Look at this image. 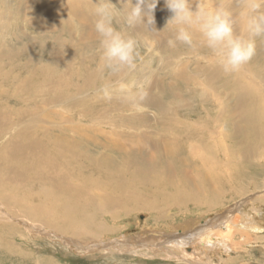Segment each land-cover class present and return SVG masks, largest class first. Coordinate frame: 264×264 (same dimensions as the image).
<instances>
[{"label": "bare ground", "instance_id": "bare-ground-1", "mask_svg": "<svg viewBox=\"0 0 264 264\" xmlns=\"http://www.w3.org/2000/svg\"><path fill=\"white\" fill-rule=\"evenodd\" d=\"M24 3L27 15L21 18L19 25L15 24L9 29L8 38L0 40V220L5 222L0 223V233L4 236H13L16 233L13 229L16 227L10 225L9 221L13 220L23 222L33 230L57 234L60 238H63V234L48 228H55L73 240L83 237V244L79 245L80 242H77L78 245H73L68 242L70 246L85 248L84 252L96 251L93 248L106 249V246L110 247L115 240L109 241L111 243H105L104 240V243L100 244L98 242L101 239L98 241L94 237L107 232L108 221L116 222L135 210L150 211V218L154 220L164 219L163 209L185 210L192 205L205 209L216 207L219 210L226 204L219 203L224 199L220 196L224 187L230 186L234 179L241 178L242 182L248 178L249 173L253 175L264 169V92L253 76L264 72V40L259 43L255 41L257 52L250 62L255 70L251 69L248 63L235 74H225L227 81L231 77L229 82L234 85L237 99L234 107L241 119L233 125L235 140L232 138L230 144L225 143L227 141L224 142L223 139L226 131L221 132V140H215L211 129L200 125L199 120L176 121L175 117H179L176 113V99H180L181 108L182 102L194 95L186 97L187 93L176 92L171 85L165 86V90L168 96L175 94L172 103L176 109L171 111V104L164 106L163 102L157 103L158 99L152 100V105L156 106L158 121L147 124L149 126L134 125L126 134L117 130L101 131L100 128H104L102 126L96 131H83L79 127H72V130L67 131L62 125L54 129L43 119L53 118L50 115L55 116L57 113H50L46 108L47 111H43L41 120L38 111L32 109L31 103H34L33 100L37 99L35 97L38 95L48 96L57 88L64 92V88L73 85L71 82L74 77L81 80L92 75L75 71L73 63L79 56H89L92 61L99 56L97 51H91L95 48L100 50L96 41L99 35L95 31V22L98 19L95 14L97 3L96 0H24ZM88 10H91L90 13H87ZM237 20L242 22L246 32L242 37H257L249 33L248 17L245 13H240ZM76 21L78 26L74 24ZM23 25L28 26L30 30L21 31ZM80 27L81 31L77 33L76 29ZM201 47L203 46L199 45L197 49ZM205 48L211 50L206 45ZM179 67L180 69L171 74L184 80L186 77L181 78L185 75L181 68L186 66ZM196 70L211 72L207 73L209 78H212V75L217 78L224 76L223 73L215 74L223 70L221 65L216 63L208 66L198 65ZM190 77L195 82L193 88H197L195 85L200 86L195 92L198 103L203 104L204 108L213 101L222 104V100L217 96L213 97L209 87L206 88L205 81ZM190 88L191 85L187 90ZM20 95L26 96L24 104ZM20 103L22 105L19 107ZM35 116L39 122H28ZM164 116L173 119H164ZM211 116L207 115L203 121L211 123ZM226 148L232 151L229 155L240 157L245 167L243 170L237 171L235 164L227 166L211 162L209 154H220L221 150ZM250 166L252 170L249 171ZM227 171L229 176L225 173ZM234 172L236 177H233ZM248 186H241L236 191L234 188L228 195L231 198L242 196L243 200H240L241 205L237 203L235 209H229L235 213L224 229H218L215 235L207 232L206 226L211 227L219 220L212 218L197 232L193 228L195 224L200 223L198 219L181 227L180 234L175 232L177 229L165 233L166 241L178 235L185 236L189 230H195L199 233L198 241L201 237L204 244L206 241L203 240L215 236L210 241L217 243L211 246L218 245L219 248H227L229 252L239 250L236 236L259 235L264 224V211L262 214L257 210L262 218H259L260 221L256 218V222L250 216L254 215V212L248 213L251 209L244 211L246 205L252 207L251 205L259 202L261 206V202H264V195L245 198L256 190L252 188L253 191L245 194L250 189ZM226 208L222 207L220 210L224 212ZM225 213L223 218L226 219L230 214ZM14 215L31 218L34 222H39L41 227L28 220L22 221ZM158 241L160 239L157 238L152 241V250L156 247L164 249ZM123 243L127 242L120 241V248L125 246L128 249ZM134 244L137 246V243ZM133 247L130 246L129 250ZM181 247L170 248L171 252L165 257L175 260L173 256H177L187 260L177 254L185 250ZM7 255L11 256L9 253L3 256Z\"/></svg>", "mask_w": 264, "mask_h": 264}, {"label": "rangeland", "instance_id": "rangeland-1", "mask_svg": "<svg viewBox=\"0 0 264 264\" xmlns=\"http://www.w3.org/2000/svg\"><path fill=\"white\" fill-rule=\"evenodd\" d=\"M162 1L164 3H162ZM162 1H159L160 4L157 5L159 6V10H155L154 27L156 30H149L146 26H140L137 28L128 27L124 23V11L119 12V22L115 20L113 21V27L118 31H121L126 37H130L133 33L131 37L135 38L139 43L140 56L136 60V67L134 69H124L119 73H113L101 58L103 51L100 45L101 38H95L100 45V50L95 48V50L92 49L91 51L94 53L97 51L99 53V56L96 57L97 59L92 61L88 58L89 56L87 57L86 55H83L76 58L73 63L75 71L77 70L81 74L92 75L88 79L85 78L81 80H76V77H74L71 82L73 85L70 88H64V92H61V90L55 86L57 89L54 92H51L50 95L42 96V94H40L35 97L37 99L33 100L34 103H31V107L33 110L38 111V116L41 120L43 119L42 116L44 112L48 110L50 113L58 114H55V116L50 115L53 118L46 117V119H43L47 125H51L54 129H58L59 125H62L67 131L72 130V127H79L83 131H87L88 129L96 131V129L102 126L104 128H100L101 131L117 130L126 134V131L134 125L144 127L147 124L158 121V113H156L157 110H155L156 106L151 103L152 100L158 99L157 103L163 102L164 106L171 104L173 106L171 111L174 110L175 105L172 101L175 94H170L171 96H168V92L165 90V86L171 85L176 92H181L182 94L187 93L186 97L194 95L193 97H190L189 100H184L181 108L180 99H176L178 102V109H175L177 110L176 113L179 114V117H175L176 121L191 120L192 122H195L199 120V122H197L200 123V125L202 124L211 129L210 131L213 133L212 135L215 137V140L219 138L222 139L224 135V142L227 141L225 142L227 144L232 143V140H235L233 137L235 135L233 125L241 119L234 107L237 101L234 85H232V82H229L231 77H229L230 80L227 81L225 74L235 73H225L221 70L218 73L215 72V74L223 73V77L217 78L215 75H212V78H209V74L207 75V73L211 72L206 73L204 71L201 72L196 70L198 65L208 66L211 63L220 64L219 57H217L212 50H205L204 38L199 33L195 36L197 43L195 49H190L188 46L179 42H176L175 47H170L168 41L174 40L176 26L171 23L167 25L172 13H170L165 6V0ZM98 2L99 0H96V3ZM111 2L115 4L117 8L122 9L120 0H111ZM221 2L222 0H203V3L209 8L220 6ZM132 3L135 4L136 0H132ZM223 3L236 20V33L240 36H244L246 32L242 26V22L237 20L240 13H245V11H243L245 9L240 4V0H223ZM25 7L24 0H0V40L8 38L9 35H7V32L9 29L15 24L19 25L21 18H25L27 15ZM195 7L196 5L194 4L193 10H195ZM89 11L91 10H88L87 13H90ZM260 12L264 13V6L261 7ZM258 14L260 13H257V15ZM74 24L78 26L77 21ZM81 28L82 27L76 29L77 33L81 31ZM27 29L30 30L28 26L23 25L21 27V31H27ZM254 40L259 43L260 40H264V36H257ZM199 45H202L203 47L197 49ZM250 62L249 67L254 69V66H252ZM179 66H186L181 68L184 70L183 74H185L184 77L181 78L186 77L184 80H180L175 75L171 74L174 70L180 69ZM190 76L198 77L200 80L205 81L207 84L206 88L209 87V91L213 97L217 96L222 100V104L220 105L218 101L216 103L213 101L212 104L208 103L206 106L207 108H204L203 104L198 103L196 101L197 97L195 92H197V88H200V86L195 85L197 88H193L195 82H193ZM253 76L255 77V80L257 79L256 81L259 83L258 85H260L261 91L264 92V90H262V87H264V72L257 75L254 74ZM121 83L127 85L133 92H135L138 87H142L147 92V98L135 106L131 103L125 102L120 98L122 94L118 91ZM190 85V90H187V87ZM105 87H107L112 93L113 98L111 100L104 97L102 90ZM160 96L162 99H160ZM20 99L23 103L26 100V96L20 95ZM44 102L46 103L43 105ZM22 103H20L19 107ZM46 108L47 110H45ZM136 114H141L142 116H136ZM154 114H156V116ZM205 114L213 116H211V123L210 121L208 123L204 122L205 117L207 116ZM163 118L173 119V117L169 116H164ZM32 121L39 122L37 116L33 117V119H29L28 122L31 123ZM160 128L161 127H159V129ZM224 131L226 132L224 133ZM221 132L224 134L222 135ZM74 134H76L75 131ZM112 135L114 136L115 134H110V136ZM2 141H4V139ZM221 151L222 154L217 153L219 155L214 153H212V155L209 154L211 162L214 161L217 164L222 163L227 166L229 164H235L237 171L238 169L241 171L245 168L240 157L229 155L232 151H229L227 148ZM262 154L264 156V151ZM248 169L249 171L252 170L251 166ZM263 170L264 169H261L259 173L256 172L253 174L254 176L251 173H249L251 176L247 174V176L249 175L248 178H245L242 182L240 181L242 180L241 178H238L239 181L234 179L230 186L224 187L222 192H220V196L224 199H221L219 202L226 203L222 206L223 208L227 207L224 212L223 210H220L222 207H220L219 211L216 207L205 209L201 207L196 208L191 205L185 210L163 209L165 215L162 220L151 219L150 211L135 210L131 212L130 215H127L116 222L115 220L114 222L108 221L106 224V228H108L107 232L104 234H98L102 236L95 235L96 237H94V239H98V241L101 239L98 242L100 244L104 243V240L105 243H111L109 241L115 240V243H113V245L111 244L110 247L106 246V249L104 248L100 250V248H93L96 251L84 252L85 248L83 247L79 246V248H77L70 246L69 242L73 243V245L77 244V242H80L79 245L83 244V240L85 239L83 237L82 239L75 238V240H73L69 235L67 236V234L62 233L55 228H48L56 231V233L58 232V234H63V236H61L63 238H60L57 234L46 233L44 230H33L31 227L23 224V222L9 220L10 225L16 227L13 228L16 233H14L13 236H4V234L0 233V245H2L0 246V264H227V262L228 264H264V224L262 226L263 228L259 231L262 234H253V236H236L237 245L240 249L236 247L239 250H234V252H229L227 248H219L218 245L211 246L212 244L217 243L212 240L210 241V239L215 238V236L203 240L206 241V244H204L205 242H202L200 237L199 241L202 242L201 244V242L198 241L197 236L199 234L197 232L200 231L203 224L209 222L208 220H211L212 218L219 220L211 227H209V225L208 227L205 224L204 225L208 229L207 232L213 234L218 229H224L225 224L232 219L233 213L235 212L229 209L234 208L238 202L240 204V200H243L241 199L242 196L238 197L239 199L237 197H229L228 195L232 189L235 188L234 191H236L237 188L248 186L252 183L248 186L250 189H248L245 194L254 189L256 190L248 194L245 198L248 196L249 198L263 196ZM225 173L229 176L228 171ZM235 173L236 172L233 173V177L237 176ZM252 188L253 190H251ZM242 194H244V192ZM231 199L232 201H230ZM1 204L6 206L2 202ZM260 205L261 206H259V202H257V204L251 205L252 207H250V205L244 207V211L246 210L245 212L249 209L251 210H249L248 213L254 212V215H250L252 220L255 219L253 220L254 222H256V218L258 220L259 218H262L257 210L261 213L264 211V202H261ZM10 212L12 213V211ZM225 212L230 214L226 219L223 218V215L226 214ZM14 217H17L22 221L28 220L41 227L39 222H34L35 220L31 218L28 219L24 215H14ZM221 218H223V220ZM198 219H200V223L198 225L195 224V228H193L197 232L195 230L193 232L189 230L190 232H186L187 236L185 233V236L178 235L173 237V239L169 238L166 241L167 238L166 236L164 237V235H166L165 233H171L170 231L177 229L178 231L175 232L180 234L181 227L186 226V223H192ZM2 221L3 220H0V223ZM262 223H264V221H262ZM2 224H5V222H2ZM45 228L47 229V225ZM95 232L96 231H94V233ZM156 238L160 239L157 243H162L161 245L164 247L163 250L161 247H156L154 250L151 249L153 244L152 241ZM120 241L127 242L123 243V245L128 246V249L125 246L120 248L122 247L120 246L122 244H119ZM129 241L137 243V246L134 243L130 244ZM129 245L134 246L132 250H129ZM172 245L176 246L173 247ZM203 245L205 247H203ZM208 245L210 246L208 247ZM175 247L185 249L181 250L182 252H177V254L187 258V260L177 256H173L177 260L165 257L167 253L171 252L170 248ZM7 253L11 256H3Z\"/></svg>", "mask_w": 264, "mask_h": 264}, {"label": "clouds", "instance_id": "clouds-1", "mask_svg": "<svg viewBox=\"0 0 264 264\" xmlns=\"http://www.w3.org/2000/svg\"><path fill=\"white\" fill-rule=\"evenodd\" d=\"M158 3L159 0H136L135 4L132 0H120L122 9L117 8L111 0H99L97 3L95 14L98 19L95 22V31L101 38V58L113 73L134 69L140 56L138 41L118 31L113 27V21L119 22V12L124 11L123 19L128 27L146 26L153 30ZM240 4L246 10L251 36H264V13L260 12L264 0H240ZM165 6L172 13L167 25L171 23L176 26L174 40L168 41L170 47H175L176 42H179L195 49V36L199 33L203 36L206 47L219 57L225 73L241 71L256 55L255 40L245 39L236 33V20L223 0L216 8L207 7L203 0H165ZM102 91L106 99L113 98L107 87ZM118 91L122 94V100L134 106L147 98V92L142 87L133 92L121 83Z\"/></svg>", "mask_w": 264, "mask_h": 264}]
</instances>
